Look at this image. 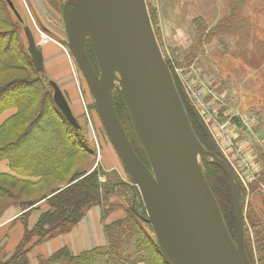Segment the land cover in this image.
<instances>
[{
  "label": "trees",
  "instance_id": "1",
  "mask_svg": "<svg viewBox=\"0 0 264 264\" xmlns=\"http://www.w3.org/2000/svg\"><path fill=\"white\" fill-rule=\"evenodd\" d=\"M12 1L22 21L5 0H0V26H3L0 29V113L14 110L0 123V161H7L9 167V172H0V223L18 214L15 219L20 220L23 233L9 253L4 251V243H0V264H29L31 248L69 233L93 207L100 210L104 243L78 253L61 246L46 257L37 256V264H167L131 177L124 181L116 172L99 165L93 167L95 149L77 117L78 127H74L55 104L49 76L45 71L36 70L27 52L23 30L27 24L16 2ZM225 1L231 11L212 27L209 28L203 18L195 19L198 21L194 26L197 44L220 35H231L236 38L240 52H244L240 47L247 43L253 47L249 53L255 48L264 51L263 41L249 33L248 24L239 23L236 18L242 0ZM50 2L57 7V1ZM145 2L158 39L157 8L149 0ZM42 27L47 30L46 26ZM84 50L98 72L89 39L84 43ZM239 56L245 58L244 53ZM164 60L196 140L231 169L175 75L171 62L175 60L167 57ZM112 101L135 154L150 168L121 92L113 90ZM234 122L240 125L238 118H234ZM257 154L259 177L250 186V194L231 169L243 214L242 244L250 264H264V149L258 147ZM79 156L86 159L75 164ZM202 171L226 230L235 242L237 223L227 177L222 168L207 157L202 159ZM117 209L124 215L106 222L107 215Z\"/></svg>",
  "mask_w": 264,
  "mask_h": 264
},
{
  "label": "water",
  "instance_id": "2",
  "mask_svg": "<svg viewBox=\"0 0 264 264\" xmlns=\"http://www.w3.org/2000/svg\"><path fill=\"white\" fill-rule=\"evenodd\" d=\"M5 1L22 21L13 1ZM78 4L90 17L91 24L87 22L86 27L77 22L81 14ZM62 17L68 45L99 108L110 143L138 188L166 263L249 264L242 244L243 214L233 172L196 140L157 43L145 0H65ZM23 30L31 61L36 70L44 72L41 48L27 25ZM85 33L91 35L86 37ZM87 39L98 72L85 53ZM49 84L60 112L78 127L60 87L52 79ZM114 89L126 101L150 168L135 154L117 117ZM198 145L227 177L237 223L235 242L195 158ZM151 198L163 206L162 215L152 214Z\"/></svg>",
  "mask_w": 264,
  "mask_h": 264
},
{
  "label": "rangeland",
  "instance_id": "3",
  "mask_svg": "<svg viewBox=\"0 0 264 264\" xmlns=\"http://www.w3.org/2000/svg\"><path fill=\"white\" fill-rule=\"evenodd\" d=\"M14 1L37 45H41L45 73L61 88L73 115L77 117L88 141L95 149L93 167L99 165L116 172L124 181H129L130 176L110 143L99 108L95 105L68 45L60 9L63 0H55L57 7H54L50 0ZM149 1L158 11L157 25L160 37L156 39L163 58L175 60L171 61L173 71L187 97L202 120L208 122L211 129L204 123L215 144L239 184L250 194V186L258 181L259 177L258 147L264 149V51L255 48L249 53L253 47L247 43L240 47L244 48V52H240L236 46V38L231 35H220L202 45L197 44L194 26L198 21L195 19L203 18L205 24L209 28L212 27L231 11L225 0ZM235 15L239 23L248 24L250 34L264 43V0H242ZM42 25L46 26L47 30ZM0 29H3V26H0ZM40 29L67 47L68 53L55 42L46 41L38 32ZM84 35L89 37L91 34ZM241 53H244L245 58L239 56ZM115 85L118 86V83L115 82ZM13 111L0 113V123ZM234 118L239 119L240 125L234 122ZM203 157L207 156L198 145L195 158L200 166ZM85 159L86 156H79L75 164ZM7 171V162L0 161V172ZM246 196L248 198V195ZM113 199L119 200L118 197ZM246 203L247 199L245 206ZM120 213L121 209L114 210L106 218L115 220ZM90 215L91 212L88 219ZM20 223V220H15L0 228V241L7 238V250H13L20 241ZM101 234L104 240L103 231ZM88 244L89 247L95 246L91 241ZM62 245H70L67 234L50 240L49 245L43 243L31 248L29 264H37L36 258L39 255L48 256L47 247L56 250ZM76 246L78 249L77 243ZM89 247L84 245L82 249Z\"/></svg>",
  "mask_w": 264,
  "mask_h": 264
},
{
  "label": "crops",
  "instance_id": "4",
  "mask_svg": "<svg viewBox=\"0 0 264 264\" xmlns=\"http://www.w3.org/2000/svg\"><path fill=\"white\" fill-rule=\"evenodd\" d=\"M9 110H13V109H9ZM3 120H2V122H3ZM7 165H8V163H7ZM8 169H9V167H8ZM7 172H9V171H7ZM90 212H91L90 219H88ZM17 215L18 214H14V215L10 216L9 218H7V220H5L4 222L0 223V228L1 227H4L5 225H7V224H9V223H11V222H13L15 220H18V219H15V217ZM123 215H124V213L122 211V213H120L118 215V218L122 217ZM118 218H116V219H118ZM87 219L89 221H87ZM105 221L106 222H111L112 220L110 221V219L106 218ZM20 226L22 228V233H23L22 224ZM101 233H102V224L100 222L99 209L96 208V207H93V208H91V209H89L87 211V213L85 214V216L83 217V219L72 229V231H70L69 233H66L69 236L70 245H62V246H67L72 252L78 253L80 251H83V250H86V249H89V248L94 247V246H92V247H89L88 246V245H90V244H88L90 241H91V243L95 244V246H98L100 244H103V241L104 240H103V237H102V234ZM63 235H65V234H63ZM59 236H62V235H59ZM21 237H22V235H21ZM0 243H4V251L6 253H9V252L12 251V250H7V238L1 240ZM44 243H46L47 245H49L50 244V240L49 241H46ZM76 243L79 245L78 246V249H77ZM84 245L86 247H89V248L82 249V247ZM47 248H48L49 254H51L53 251H55V250H53L52 247H47ZM28 258L30 260V255L29 254H28Z\"/></svg>",
  "mask_w": 264,
  "mask_h": 264
},
{
  "label": "bare ground",
  "instance_id": "5",
  "mask_svg": "<svg viewBox=\"0 0 264 264\" xmlns=\"http://www.w3.org/2000/svg\"><path fill=\"white\" fill-rule=\"evenodd\" d=\"M77 7H78L79 11L81 12V14L79 16V20L77 19V22L79 24L82 23V25L84 27H86L88 25V23L91 24L90 17L88 15V13L85 11L83 5L78 4ZM105 55H107L106 50H105ZM148 203H149V206H151V208H152V214L153 215L160 216L163 214V210H164L163 206L157 200L151 198ZM159 227L160 226H158V228Z\"/></svg>",
  "mask_w": 264,
  "mask_h": 264
},
{
  "label": "built area",
  "instance_id": "6",
  "mask_svg": "<svg viewBox=\"0 0 264 264\" xmlns=\"http://www.w3.org/2000/svg\"><path fill=\"white\" fill-rule=\"evenodd\" d=\"M41 36L47 41V40H51L53 42H55L56 44H58L66 53H68V48L63 46L61 43L57 42L55 39H53L52 37H50L47 33L44 32V30L40 29L38 31ZM204 119V118H203ZM204 122L206 123V125L208 126V128H210L208 122L204 119ZM211 129V128H210Z\"/></svg>",
  "mask_w": 264,
  "mask_h": 264
}]
</instances>
